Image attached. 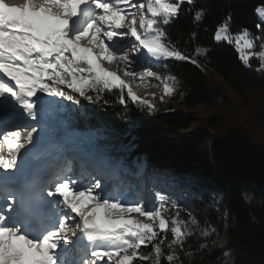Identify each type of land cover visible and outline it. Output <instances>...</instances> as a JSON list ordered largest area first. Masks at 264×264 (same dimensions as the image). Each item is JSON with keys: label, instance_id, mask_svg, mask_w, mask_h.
<instances>
[{"label": "snow or ice", "instance_id": "1", "mask_svg": "<svg viewBox=\"0 0 264 264\" xmlns=\"http://www.w3.org/2000/svg\"><path fill=\"white\" fill-rule=\"evenodd\" d=\"M182 3L184 0H24L12 6L0 0V150L6 145L7 152L0 155V169L7 173H0V264H109L117 257L116 264H133L137 258L160 264L164 255L160 233H165V238L168 231L172 233L169 248L181 243L186 223L178 219L169 222L162 215L168 203L163 194H157L153 207L142 199L129 202V195L117 185L111 190L99 180L81 185L78 178L65 174L56 177L54 190H47L48 197H57L52 208V201L45 202L39 194L14 185L29 154L43 139L39 121L45 117L46 106L56 103L45 100L44 95L79 104L61 86L89 101L94 100L90 92H95L98 100L102 90L118 88L123 103L127 86L101 65V59L123 63L125 74L141 78H159L151 69L129 68L148 57L196 63L168 41L162 26L178 16ZM195 19L200 20L201 14ZM229 29L227 22L220 25L214 40L234 44L240 60L248 65L254 38L246 29L235 36ZM125 38H130V46L124 45ZM83 42L91 46H82ZM94 48L99 49V55ZM259 57L264 61V52ZM172 90L171 84L166 85L167 92ZM128 95L138 99L130 89ZM38 129L40 134L34 136ZM24 134V142L33 149L19 154ZM66 134L76 135L67 130ZM93 156L99 164L109 163L105 153ZM113 167L118 174L120 165L113 163ZM89 205H93L92 211H86ZM131 213L158 220L159 232L151 224L125 219ZM77 230L83 233L81 240L87 241L84 247L77 244L78 260L70 259L67 235L71 231L74 236ZM147 244H153L154 259L152 255L138 256L141 246ZM167 260L173 261V255Z\"/></svg>", "mask_w": 264, "mask_h": 264}, {"label": "trees", "instance_id": "2", "mask_svg": "<svg viewBox=\"0 0 264 264\" xmlns=\"http://www.w3.org/2000/svg\"><path fill=\"white\" fill-rule=\"evenodd\" d=\"M259 11L264 13V0H193L191 4L184 0L178 16L162 26L168 41L196 63L142 61L145 69L165 71L175 78L178 89L173 103L154 110L133 102L125 89L121 103L118 88L102 90L98 100L90 92L94 100L89 101L61 86L80 103L45 98L56 103L46 106L45 117L39 121L49 130H43L37 158L50 159L69 144L93 161V154L102 152L109 159L107 165L100 164L103 170L119 164L125 173H116L117 182L126 180L138 188L147 203L156 207L157 194L166 196L162 214L168 220L196 223L173 247L179 264H228L226 252L231 264H264V145L258 146L248 133L218 139L204 129L191 131L197 121L191 110L226 100L227 90L244 95L264 83L258 60L250 59L245 65L234 44L214 40L225 22L234 36L246 29L251 36L264 37ZM198 13L200 20L195 19ZM197 50L206 53L198 56ZM256 107L261 106L255 103ZM211 120L208 128L217 130L219 119ZM258 120L264 123L262 116ZM66 130L76 135L68 136ZM215 234L226 235L225 252L213 246ZM158 239H164L162 247L171 240L169 232L166 238L160 233ZM152 246L142 245L138 253L149 255ZM133 264L147 263L136 260Z\"/></svg>", "mask_w": 264, "mask_h": 264}, {"label": "rangeland", "instance_id": "3", "mask_svg": "<svg viewBox=\"0 0 264 264\" xmlns=\"http://www.w3.org/2000/svg\"><path fill=\"white\" fill-rule=\"evenodd\" d=\"M23 3L24 1L19 0V1H15L14 4L20 5ZM259 14L261 16V19L264 21V13L262 14V12L259 11ZM252 37L254 38L255 47L251 50H248L249 57L250 59L255 58L256 60H258L261 64V68L264 69V61H262L259 57V54L261 52H264V37H262L261 35L257 37L256 36H252ZM123 43L124 45L130 46V38H125ZM82 46L90 47L91 45L87 44V42H83ZM94 53L99 55V49L94 48ZM205 53L206 52L204 50L197 51L198 56H204ZM134 58H135V54H134ZM99 62L101 63L102 66L106 68L107 71L116 73L119 76L120 81H122L123 84L127 86L125 88V91L127 93H128V89H130L131 93L138 98L137 100L134 101L132 100L131 96H129L133 102L140 103L147 107L148 105H151L152 109L154 110L166 108L173 103L171 100L173 99V96L177 91L178 86L175 78H173L172 80L168 79V77L171 75L168 74L167 72L161 70H152L154 73L158 74L159 78H157V76L141 78L139 76L125 74L123 71L124 69L123 63H117V62L108 63L106 60L103 59H101ZM129 68L141 71V70H145V65L143 62H141L140 64H131L129 65ZM169 84H171L173 88L171 92L166 91V85ZM260 85L259 87L256 86L255 88L246 92L244 95H237L234 92L227 90L226 100L215 101L212 104L200 106L198 108L191 110V113H193V115L197 119L196 123L191 128V131L193 132L196 130L204 129L212 133V135L218 139H225L227 136H230L231 134L237 132L248 133L249 136L253 138V141L256 142L258 146L264 145V123H259V120L257 121V117L261 118L262 116V118H264V83H260ZM37 95H43V94L38 93ZM46 97L48 96L44 95V99ZM255 103L260 105L261 107L254 108ZM249 107L250 109L248 110ZM256 114H258L259 116H257ZM214 118L219 119L218 120L219 127L217 128V130L208 128L209 124L212 122L211 119ZM32 123H36V122H32ZM40 124L42 125L43 130L45 129L49 130L45 124L43 123ZM39 134H40V130L38 129V132L34 133V136ZM25 138H26V134L20 137V142L23 144V147L19 149V154H23L25 152H28L29 149H33L32 145H28L24 142ZM210 145L211 144L209 143V146ZM5 146L6 145H4L3 149L0 150V152L2 155L6 156L7 152ZM33 153L29 154V157L24 164L22 172L23 174L27 175L29 182L32 181L34 177H37L42 180L41 188L43 190L39 193V195L42 197V200L45 202L52 201L53 202L51 205L52 208H55L54 202L57 199V197H48L47 190L55 189L56 183L58 182L56 177L58 175L67 174L73 176L74 178H78L81 185H86L88 183L94 182L95 180H99L102 187L107 185V190H111L113 185H117L119 187L121 186L119 183H116V181L114 180L112 181L108 176H106L105 175L106 171H104L103 168L98 170L99 166L96 165L98 164L97 161H93L92 159L87 158L84 164L80 162H79L80 165L78 163L74 164L75 161L73 159L74 158L76 159V156H79L83 152L81 150H78L77 147L71 146L70 144L67 145L66 149L59 154L60 160L58 161L52 162V160H55L54 157H52V160L46 158L37 159L36 155L38 153V149H36L35 152ZM41 161L49 164H47V166L45 167ZM19 163H20V159L18 155V164ZM82 165L89 166V168H91V171H87L84 168H80ZM9 171H15V170L13 169ZM0 173L6 174L4 173L3 169H0ZM19 180H21V176L18 173L15 177V181L19 183ZM251 186L255 187L256 184L251 182ZM16 187L19 188L20 187L19 184L16 185ZM120 189L122 192H126L129 195V202L142 199L147 204L146 198L138 193V188H132V187L130 188L126 186L125 188L120 187ZM28 190L34 192L35 188L32 189L31 187ZM248 200L250 202H253L252 197H249ZM92 209H93V205H89L86 211H92ZM114 218L118 219L119 216H116ZM78 219L79 217H77V220ZM125 219H132L140 223L151 224L153 228L159 232L158 220L156 221L149 220L147 217L142 216L139 213L126 214ZM169 222L171 221L169 220ZM184 222L186 223V228L184 229L186 234L182 236L181 242L182 240H184L187 233L191 232V230L195 229L196 227V223L192 220L184 221ZM168 232L172 240L173 238L172 233L170 231ZM81 234L83 233L80 232L79 230L76 231V234L74 236L72 235L71 231L67 233L68 237L70 238V242L68 244V249L71 252L70 259L75 258L78 260L80 258L79 252L75 253L74 248L76 246V242L80 243ZM210 234L211 232L208 231L207 235ZM171 240L168 239L167 243L169 244ZM168 244L165 247H162L163 244L161 245L164 255L161 257L160 264H179L176 260L175 255L172 253L173 247L176 244L172 245L171 248L168 247ZM213 246L215 248L221 249L222 252H225L228 246L226 235L215 234ZM169 254L173 255V261L171 262L167 260V256ZM139 255L140 254L138 253V256ZM149 255H152L153 259L155 258L153 249ZM224 256L226 262L228 264H231L232 261L229 259L230 258L229 253L226 252ZM62 258H63V254H62ZM116 259H119V257L110 261L109 264H116ZM136 260L138 261V263L139 261H141L138 258L135 259L134 261ZM141 262L147 264H153L152 260H145Z\"/></svg>", "mask_w": 264, "mask_h": 264}, {"label": "bare ground", "instance_id": "4", "mask_svg": "<svg viewBox=\"0 0 264 264\" xmlns=\"http://www.w3.org/2000/svg\"><path fill=\"white\" fill-rule=\"evenodd\" d=\"M15 1H16V0H5L6 3H8V4L12 5V6L14 5ZM18 1H19V0H18ZM20 1H24V0H20ZM15 5H16V4H15ZM23 141H24V140H23ZM37 186H38V188H40V189H41V187H42L41 184H37Z\"/></svg>", "mask_w": 264, "mask_h": 264}]
</instances>
